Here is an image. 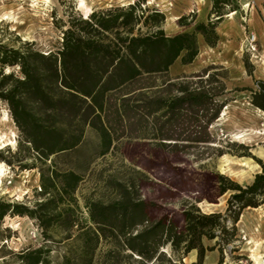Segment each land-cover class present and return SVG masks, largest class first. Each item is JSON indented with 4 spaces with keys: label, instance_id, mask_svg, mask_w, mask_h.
<instances>
[{
    "label": "trees",
    "instance_id": "16d2710c",
    "mask_svg": "<svg viewBox=\"0 0 264 264\" xmlns=\"http://www.w3.org/2000/svg\"><path fill=\"white\" fill-rule=\"evenodd\" d=\"M211 3L208 21L198 22L192 33L167 35L162 28L164 12L134 3L93 10L87 17L70 15L57 50H40L30 41L18 46L0 43V99L8 104L21 132L20 151L36 154L45 163L52 160L41 171V190L35 189L39 198L33 206L0 197V223L7 215L29 216L37 220L45 242H58L53 232L62 228L64 239L75 241L61 264H186L194 249L198 260L192 264H202L206 252L215 249L220 252L218 264L224 263L228 246L238 239L237 224L244 209L264 203L262 161V171L246 185L219 174L220 194L232 192L225 212H204L190 203L182 211L181 226L169 214L153 218V203L121 184V197L113 201L85 198L88 217H84L77 196L84 173L57 169L52 159L79 150L87 126L98 135V155H105L145 118H153L156 138L164 146L172 144L164 140L209 141V125L228 104L219 100L229 90L216 73L201 78L197 88L188 82L177 84V94L168 98L122 91L145 75L167 73L183 51L182 62H193L199 54L197 33L215 46L217 26L241 7L232 6L231 0ZM187 18L183 15L179 22L190 25ZM214 83L219 86L212 87ZM244 90L251 92V103L264 111V78ZM181 117L189 120L190 134L183 139L164 135V129ZM0 159L4 160L2 151ZM205 238L216 242L206 245ZM235 250L233 245L230 252ZM50 251L42 245L18 256L23 264H50Z\"/></svg>",
    "mask_w": 264,
    "mask_h": 264
},
{
    "label": "rangeland",
    "instance_id": "374dc122",
    "mask_svg": "<svg viewBox=\"0 0 264 264\" xmlns=\"http://www.w3.org/2000/svg\"><path fill=\"white\" fill-rule=\"evenodd\" d=\"M263 1L231 0L232 6L240 5L241 8L225 22L224 42L214 52L208 50L201 56L195 65L199 70L195 73L187 77H174L167 73L145 75L122 91H133L135 95L149 98H168L177 94V84L188 82L191 88H197L202 85L201 78L208 79L209 74L216 73L229 90L219 100H227L230 106L224 119H220V113L209 125V141L164 140L172 143L164 146L162 140L156 138L153 118H145L133 131L128 129L126 135L105 155H98L99 139L97 133L91 130L79 150L67 157L52 156L56 161L55 168H71L84 173L77 191L84 217H88L85 198L110 202L120 198L121 189L126 186L134 194L153 203L150 208L153 218L169 214L182 226V211L190 203L197 204L204 212H225L232 192L220 194L219 174L246 185L262 171L260 161L264 163V158L254 150L258 147L264 149V111L251 103V92L244 88L254 86L256 79L264 77L259 68L261 59L264 60ZM134 3L142 8H157L164 12L168 18V30L179 29L176 20L183 13L193 16L195 21L205 18L212 4L211 0H83L82 3L81 0H0V43L18 46L22 41H30L37 49L57 50L70 15L83 14L87 17L93 10ZM145 30L146 27H143ZM252 35L257 37L255 50L249 44ZM170 83L176 86H170ZM216 86H219L218 83L212 84V87ZM189 123L187 118L181 117L174 126L165 128L163 134L186 138L190 134ZM243 132L245 137L236 138ZM0 140L10 143L4 147L0 144L4 156V160H0L6 164L0 186L7 170L15 173L12 185L0 188V197L33 206L39 198L35 189L40 185L41 171L51 165L52 160L45 163L36 154L30 156L20 151L21 132L8 104L1 99ZM245 157L251 158L257 165L249 168L243 165ZM221 161L228 163L224 172L219 167ZM24 164L27 168L21 167ZM246 171H251L249 179L241 177ZM238 223L239 236L233 243L236 250L230 252L233 245L228 246L223 264H254L253 253L264 260V203L244 209ZM53 233L58 242H45L36 219L7 215L0 223V264H23L18 253L42 245L51 249L48 255L50 264H61L75 240L64 239L62 228ZM243 233L246 239H243ZM204 241L206 245H214L216 239L205 238ZM247 241H250L248 245ZM239 255L246 258L240 259ZM185 263L192 264L188 259Z\"/></svg>",
    "mask_w": 264,
    "mask_h": 264
},
{
    "label": "crops",
    "instance_id": "0c3cea01",
    "mask_svg": "<svg viewBox=\"0 0 264 264\" xmlns=\"http://www.w3.org/2000/svg\"><path fill=\"white\" fill-rule=\"evenodd\" d=\"M211 8H212V4L208 8V12L206 14V17L202 18V19H198L196 21L194 20V22H191L192 21L191 20L192 17L189 14H184L183 13V14L179 15L177 20H176V26L179 27V29L177 28L175 30H168L167 29V20H168V18H166V20H165L166 23H164L162 28L164 29L165 33L167 35H169V36H172V35H175V34L181 33V32L192 33L194 31V29H195V25L198 22H202V21L203 22H207L208 21V14H209ZM234 13L235 14L231 18H233L237 14V11H234ZM183 15L189 16V18H187V21L191 22L190 25H182L179 22L180 17L183 16ZM227 20H230V19H228L227 14H226L224 16L223 20L219 23V25L216 28V31H217V33L219 35V39H218V42H217V44L215 46L209 45L206 42L204 36L201 33H197V43H198V47H199V54L196 56V58L193 60V62H191V63H183L182 62V56L185 53V51H183L182 54L174 61V63H172L170 65L169 70L167 71V74H170L171 76H174V77H178V76L192 74V73H195L196 71H198L199 67H195V65L200 60L201 56L204 53H207L208 50H211V51L214 52V50L216 48H218L221 43L224 42V39L226 37V32L224 31V27L223 26H225V22ZM139 26L140 25H138L136 30H135L136 34L138 33ZM260 35L262 37V35H263L262 32L260 33ZM261 78H264V77H261ZM91 130L95 131L90 126H87L86 132H85V139L87 137L88 132L91 131ZM238 226H240V223H238ZM219 258H220V252H219L218 249H215V250H212V251H207L206 254H205V257H204V260H203L202 264H216L218 262ZM187 259L190 260V263L196 262L198 260V251L195 250V249L192 250L188 254V256L185 258V260H187Z\"/></svg>",
    "mask_w": 264,
    "mask_h": 264
},
{
    "label": "bare ground",
    "instance_id": "6f19581e",
    "mask_svg": "<svg viewBox=\"0 0 264 264\" xmlns=\"http://www.w3.org/2000/svg\"><path fill=\"white\" fill-rule=\"evenodd\" d=\"M234 14H235L234 11H232V12H230V13L227 15V17L230 19ZM255 41H257V37H256V35H254L251 39H249V44L251 45V47H252L253 50L256 49L255 44H253V42H255ZM259 65H260L259 68H260L261 73H264V60H263V59H261V62L259 63ZM229 106H230V103H228V104L225 106V108L222 110V112H221V116H220V119H221V120L224 119V118L227 116V114H228V110H229ZM257 133H258V132H257ZM243 137H245L244 132L241 133V134H238L236 138H243ZM235 140H236V139H235ZM242 142H243V141H242ZM0 144H1V147H4V146H6L7 144H10V143H5V142H3V141L0 140ZM254 151H255V153H257L260 157L264 158V149H263V148H259V147H258V149L254 150ZM238 159H239V158H238ZM243 159H244V160H242V164L245 165V166L248 165V168H249V167H254V166L257 165L256 163H253V160H252L251 158H249V157H245V158H243ZM239 160H240V159H239ZM236 162H237V161H236ZM5 165H6V164H5L4 162L0 161V183L2 182V177H3V175H5V174H4V172H5V170H6V169H5ZM219 167H220V169H221V172H224L226 169H228V168H227V167H228V163H227L226 161H221ZM241 177H242L243 179H249V178L251 177V171L243 172V173L241 174ZM249 243H250V241H247V242H246V245H248ZM249 249H251V248H249ZM253 250H254V249H253ZM251 256L253 257V260L255 261L254 264H262V262L264 261V260H263V257H260V256L254 254V253H253ZM230 264H233V263H230Z\"/></svg>",
    "mask_w": 264,
    "mask_h": 264
},
{
    "label": "built area",
    "instance_id": "2783aa9c",
    "mask_svg": "<svg viewBox=\"0 0 264 264\" xmlns=\"http://www.w3.org/2000/svg\"><path fill=\"white\" fill-rule=\"evenodd\" d=\"M253 36H254V35H252V36L250 37V39H251ZM255 42H256V41H255ZM255 42H253V44H254ZM14 177H15V173H11L10 170H7V174H6V176H4V182L1 184L0 188H1L3 185H6V186H8V185H12V183H13V181H14ZM37 188H38L39 190H41L40 185H38ZM242 237H243V239H246V235H245L244 233L242 234Z\"/></svg>",
    "mask_w": 264,
    "mask_h": 264
},
{
    "label": "clouds",
    "instance_id": "9594fccd",
    "mask_svg": "<svg viewBox=\"0 0 264 264\" xmlns=\"http://www.w3.org/2000/svg\"><path fill=\"white\" fill-rule=\"evenodd\" d=\"M83 2V0H81V3Z\"/></svg>",
    "mask_w": 264,
    "mask_h": 264
}]
</instances>
